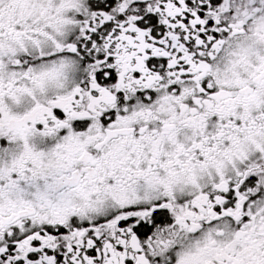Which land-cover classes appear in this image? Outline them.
<instances>
[{
    "label": "snow or ice",
    "instance_id": "6c2138e0",
    "mask_svg": "<svg viewBox=\"0 0 264 264\" xmlns=\"http://www.w3.org/2000/svg\"><path fill=\"white\" fill-rule=\"evenodd\" d=\"M0 264H264V0H0Z\"/></svg>",
    "mask_w": 264,
    "mask_h": 264
}]
</instances>
